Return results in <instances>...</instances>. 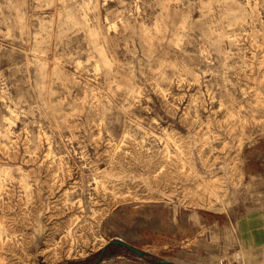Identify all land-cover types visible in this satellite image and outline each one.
Returning a JSON list of instances; mask_svg holds the SVG:
<instances>
[{"label": "rangeland", "instance_id": "rangeland-1", "mask_svg": "<svg viewBox=\"0 0 264 264\" xmlns=\"http://www.w3.org/2000/svg\"><path fill=\"white\" fill-rule=\"evenodd\" d=\"M260 212L264 0H0V264H264Z\"/></svg>", "mask_w": 264, "mask_h": 264}, {"label": "crops", "instance_id": "crops-1", "mask_svg": "<svg viewBox=\"0 0 264 264\" xmlns=\"http://www.w3.org/2000/svg\"><path fill=\"white\" fill-rule=\"evenodd\" d=\"M248 222H252L253 224H256L258 232L256 234L248 232V233H245V235H244V233H242L243 236L245 237V239H247V240L250 239L252 241V243H250L251 246L252 245L253 246H255V245H260V246L264 245V212H260V213H258L256 215H254L253 218L251 219V221H247V223Z\"/></svg>", "mask_w": 264, "mask_h": 264}, {"label": "water", "instance_id": "water-1", "mask_svg": "<svg viewBox=\"0 0 264 264\" xmlns=\"http://www.w3.org/2000/svg\"><path fill=\"white\" fill-rule=\"evenodd\" d=\"M112 244H113V245H116V246H118V247H121V248H125V249H127L128 251H130V252L134 253L135 255H137L138 257H145V255H144L143 252H140V251H138V250L132 248L131 246L125 244V243L122 242V241H114ZM104 253H105V251L103 250V251L101 252V254H100V256H99V259H98V261H97L96 264H98V263L102 260V258H103V256H104ZM158 264H171V263L166 262V261H161V262H158Z\"/></svg>", "mask_w": 264, "mask_h": 264}]
</instances>
